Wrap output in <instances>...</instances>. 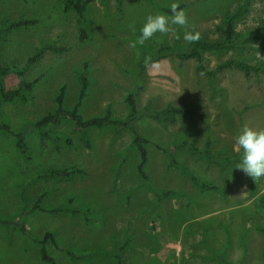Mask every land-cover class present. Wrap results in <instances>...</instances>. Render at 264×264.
Returning <instances> with one entry per match:
<instances>
[{"label":"rangeland","instance_id":"obj_1","mask_svg":"<svg viewBox=\"0 0 264 264\" xmlns=\"http://www.w3.org/2000/svg\"><path fill=\"white\" fill-rule=\"evenodd\" d=\"M244 0H84L87 9V37L81 41L76 12L64 10L60 0H0V63L23 65L43 44L65 46L62 54L48 52L24 77L9 74L6 87L21 82L36 84L28 101L5 103L1 118L13 132L24 130L41 117L57 110L56 98L66 87L65 109H73L80 92L79 74L87 66L91 86L83 102L85 119L101 117L110 108L115 117H124L126 98L143 84L139 62L161 46L187 45L183 39L191 25L201 39H221L224 16ZM248 8L236 21L239 34L255 31L264 19V0H249ZM172 3L186 10L189 27L170 25L167 35L157 33L137 50L130 42L140 36L148 15L164 13ZM169 15V14H168ZM37 20L34 26L1 32L5 23ZM177 35L179 39H177ZM264 64V37L250 39L237 50L206 51L208 68L230 59ZM148 88L138 94L139 109H162L167 105L197 108L201 117H181L175 125L162 127L151 119L138 124L142 135L160 146L186 140L199 147L210 142V151L229 157L234 138L245 123L264 128V75L246 77L231 69L215 79L197 72L196 63L170 58L149 70ZM65 132L73 145L55 144L38 132L26 135L29 151L23 155L16 139L0 132V220H16L46 193L42 205L49 209L66 205L90 209L92 222L79 215L34 212L26 218L27 234L0 225V264H46L40 258L41 239L52 232L56 245L47 250L58 264H116L111 257L98 256L73 261L75 255L94 250L112 251L125 246L124 264H219L204 261L213 253L234 264H264V178L255 181L236 167L222 170L203 159L176 150L173 157L201 181L216 189L196 186L189 176L169 164V157L149 145L146 172L160 191L176 194L156 206L155 196L138 173L139 157L131 147L132 135L117 136L113 129H91V150L81 142L72 123L46 128ZM75 166L83 174L72 178H40L49 169ZM24 191V197L21 193ZM24 198V200H23Z\"/></svg>","mask_w":264,"mask_h":264},{"label":"trees","instance_id":"obj_2","mask_svg":"<svg viewBox=\"0 0 264 264\" xmlns=\"http://www.w3.org/2000/svg\"><path fill=\"white\" fill-rule=\"evenodd\" d=\"M60 1L63 2L64 10L66 12L71 10L76 12L78 22L82 26L80 40L83 41L87 37V32L85 29L87 22V9L84 5V0ZM248 1L249 0H244L243 3L239 4L234 11L225 14L224 25L220 31L221 39L219 41L207 42L200 39L199 42L195 44L180 45L176 43L174 45L161 46L154 52H151L150 55H147L145 52L139 62V75L143 84L138 87L137 92L129 94L126 98L128 111L124 117H115L110 108H107L105 114L101 117L85 119L82 116L81 108L85 98L88 95V89L91 86L89 72L87 66H85L84 70L79 74L80 92L77 103L73 109L64 108L66 87H62L56 98V104L58 106L56 111L41 117L35 123L27 125L24 130L15 133L13 132L11 126L1 118L3 105L5 103H11L17 100L24 102L28 101V92L33 90L36 81H23L14 89H8L6 87L7 75L14 74L19 77H24L30 72L32 67L37 65L45 57L48 52L62 54L67 51V48L65 46L43 44L35 53L27 58L23 65L13 61L7 67H4L0 63V132L12 135L16 139L18 150L23 155H26L29 151V147L26 142V135L34 131L38 132L41 136L52 140L57 145L63 143L65 145L72 146L73 140L65 132L46 130V128L61 125L64 122L72 123L73 130L80 134L81 142L87 150H91L93 146V141L90 134L91 129L100 131L106 128H111L114 130L117 136L122 135L124 132H128L132 135L131 147L136 149L139 157V164L137 168L138 173L149 190L154 194L156 206L164 199L175 195L176 193L174 191L157 190L150 183V177L146 172V166L149 162V145H154L155 148L166 154L169 157L170 166L177 168L183 174L189 176L191 181L199 188L205 190L216 189V186L213 183L201 181L197 176L190 173L189 170H187L173 157V152L176 150L185 151L193 156L203 159L209 165H220L222 170L236 167V164L240 160V154L237 153L229 157H223L222 155L215 154L210 151V142H207L204 147H199L186 140L176 141L170 146H160L153 143L142 135L140 126L138 124L141 120L148 118L155 121L162 127H168L170 125H175L181 117H201L202 115L197 108L171 104L162 109H139L137 104V96L139 93L144 92L148 88L147 84L149 70L170 58H176L180 61H194L196 63L197 72L211 80L217 78L223 72L231 69L239 70L246 77H249L252 74L264 75V64L252 65L240 59L230 58L219 63L214 68H208L204 60V53L206 51L237 50L247 44L250 39L264 37V19L261 20L258 28L249 34H239L236 31V21H238L246 12L249 3ZM180 8L182 9V7ZM163 11L171 15V10L169 8H164ZM37 23V20H20L10 24L5 23L1 28V32H11L23 27L34 26ZM145 57H151V62L147 66L144 63ZM80 174H83V171L75 166H72L68 168L44 170L38 173L37 177H62L69 179ZM21 196L24 197V191L21 193ZM45 196L46 193L40 194L32 207L30 209H24L16 220L2 219L0 220V225L6 229H16L23 235H26V218L34 212L79 215L83 218V221L86 224L92 222V218L89 216L91 210L76 206L72 200H69L66 205L51 207L49 209L44 208L42 202ZM256 207L258 213L264 216V206L262 205V202H258ZM260 231L264 233V229H261ZM35 241L41 246V260L46 264H58L56 258L53 257L47 250L48 244L51 243L56 245V238L54 234L52 232H46L41 239H35ZM125 246L126 245H123L122 247L112 251L94 250L90 253H82L81 255H75L70 251H67V253L73 261L88 260L98 256H105L115 259L116 264H124L121 253L125 249ZM200 258L204 261H214L218 262L219 264H234L222 254L218 253H213L209 257L201 256Z\"/></svg>","mask_w":264,"mask_h":264},{"label":"clouds","instance_id":"obj_3","mask_svg":"<svg viewBox=\"0 0 264 264\" xmlns=\"http://www.w3.org/2000/svg\"><path fill=\"white\" fill-rule=\"evenodd\" d=\"M171 15L157 13L148 15L143 27L140 29V36L130 42L129 47L137 50L146 41L152 39L157 33L164 35L173 32L170 25H178L188 28L189 20L186 10L181 9L178 3L170 5ZM191 31H185L183 39L186 43L195 44L201 39V33L196 30L193 24ZM177 39L179 36L177 35ZM151 62V57H145L144 63L147 66ZM234 151L240 154V160L236 164V169L242 170L255 181L264 178V128H255L245 123L237 132L234 138Z\"/></svg>","mask_w":264,"mask_h":264}]
</instances>
